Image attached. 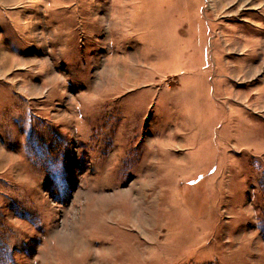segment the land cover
Segmentation results:
<instances>
[{
    "label": "rangeland",
    "instance_id": "1",
    "mask_svg": "<svg viewBox=\"0 0 264 264\" xmlns=\"http://www.w3.org/2000/svg\"><path fill=\"white\" fill-rule=\"evenodd\" d=\"M0 40L44 86L0 80V264H264V0H0Z\"/></svg>",
    "mask_w": 264,
    "mask_h": 264
},
{
    "label": "crops",
    "instance_id": "2",
    "mask_svg": "<svg viewBox=\"0 0 264 264\" xmlns=\"http://www.w3.org/2000/svg\"><path fill=\"white\" fill-rule=\"evenodd\" d=\"M9 7H15L17 3L13 4L10 2ZM19 12L20 14H14L18 18V22L30 24V21L32 18H30L25 12L21 11H16ZM33 32H37V25L33 24ZM20 44L24 46L27 49V44L19 40ZM36 44L37 45H43V39H36ZM2 56H6L4 59ZM28 62H32L36 64V59L26 55V56H17L13 53H11L8 49H6L4 43L0 40V80H5L8 83L12 85H16L17 91L20 92L21 96L24 98H29L33 96L36 93H40V91L43 90L44 86H39L38 84L34 83H29L25 82L21 77L18 76H13L19 72L25 74V75H30V74H35L32 73V71H35L37 73H40V70H30L31 68H34V64H31L32 66L28 65ZM256 71L253 69L251 71H248V74H254ZM48 81V80H46ZM36 91V93H34Z\"/></svg>",
    "mask_w": 264,
    "mask_h": 264
},
{
    "label": "bare ground",
    "instance_id": "3",
    "mask_svg": "<svg viewBox=\"0 0 264 264\" xmlns=\"http://www.w3.org/2000/svg\"><path fill=\"white\" fill-rule=\"evenodd\" d=\"M243 4V3H242ZM247 4V3H246ZM248 5V4H247ZM247 9V8H246ZM252 9V8H251Z\"/></svg>",
    "mask_w": 264,
    "mask_h": 264
}]
</instances>
